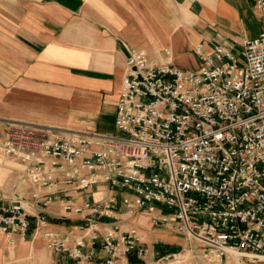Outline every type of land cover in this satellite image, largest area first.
Masks as SVG:
<instances>
[{
    "label": "built area",
    "instance_id": "built-area-1",
    "mask_svg": "<svg viewBox=\"0 0 264 264\" xmlns=\"http://www.w3.org/2000/svg\"><path fill=\"white\" fill-rule=\"evenodd\" d=\"M251 2L262 29L239 56L215 44L185 70L129 48L113 132L11 122L0 156L21 166L32 201L0 198V234L11 242L40 232L75 262L102 252L107 264L129 254L190 264L181 249L158 254L142 230L122 228L121 214L146 210L152 225L199 241L209 264H264V0ZM56 201L83 221L79 236L46 228Z\"/></svg>",
    "mask_w": 264,
    "mask_h": 264
},
{
    "label": "crops",
    "instance_id": "crops-1",
    "mask_svg": "<svg viewBox=\"0 0 264 264\" xmlns=\"http://www.w3.org/2000/svg\"><path fill=\"white\" fill-rule=\"evenodd\" d=\"M251 17L261 24L251 0H0V140L11 122L106 132L91 128L104 127L106 116L115 113L129 48L177 67L175 50L187 44L198 65L197 52L209 53L215 44L239 56L243 40L260 32L250 29ZM196 61L185 70L196 69ZM31 190L21 180V166L0 164V198L16 193L31 203ZM46 211V228L70 238L82 233L75 226L83 221L75 214L64 217L58 201ZM131 214L120 215L122 228L135 222L155 250L151 231L157 227L150 220V226H138ZM31 239L45 245L40 232L31 231L26 241Z\"/></svg>",
    "mask_w": 264,
    "mask_h": 264
},
{
    "label": "rangeland",
    "instance_id": "rangeland-1",
    "mask_svg": "<svg viewBox=\"0 0 264 264\" xmlns=\"http://www.w3.org/2000/svg\"><path fill=\"white\" fill-rule=\"evenodd\" d=\"M244 6L246 7L247 11L248 9L250 10V12L253 11L252 8L248 5V1L244 3ZM255 15L257 14L255 13ZM249 26L250 29L256 31L254 35H257V33L262 28L261 24L257 22L256 19H254L253 17L250 18ZM239 34H241V32H239ZM189 52H190V48L188 44L187 46L184 45L183 48H177V50H175L176 53L175 64L178 65L180 68L186 69L189 68L188 66H186V63L190 62L191 67H195L194 60L196 61V58L193 57L192 54L190 55ZM195 64L196 66L198 65V60L195 62ZM114 116L115 113L106 116L104 127L96 128L97 126L94 125L95 128H91V129L98 131H106V132L112 131L113 129L112 127L114 125ZM3 162L10 163L13 166L18 165L15 161L0 156V164H2ZM154 205L156 207V210L158 207H160L159 204H154ZM153 215L154 213L149 214L146 210H137L134 211L133 214H131L129 217L135 219V221L138 223V226L143 227L145 223L147 227L150 226V223L148 221ZM176 223L180 224L179 222ZM133 224L136 226L135 222H133ZM156 227L157 229L155 231L153 230L151 231L154 232L151 233L152 234L151 238H157L156 240L157 242H155L153 245L165 241L162 235H157L160 232L162 234L165 233V234L174 235L176 240L165 241V244H170L179 247V249H181V251L184 253L186 260L190 264H209V262L203 256V248H204L203 245L195 238L186 237L184 232H179L172 230L170 228H165L164 225H157V226L153 225L152 228L155 229ZM15 237L13 241L9 242L8 238L5 235L0 234V264H107L102 257L103 256L102 252H100L99 257L93 258L92 260L72 262L65 258H60L58 255L50 253L48 251L49 250L48 247L46 246V242L45 245H43V242H35L32 239L26 241L27 239L22 240L19 238L20 240L17 241ZM147 246L150 247V242H148ZM99 260L101 262H99ZM146 260L148 264H163L162 261L158 260L156 254L153 256L152 259H149V255H147ZM112 264H128V262L127 260H124L122 256L119 255L114 258ZM225 264H257V263L242 258V259H231Z\"/></svg>",
    "mask_w": 264,
    "mask_h": 264
},
{
    "label": "trees",
    "instance_id": "trees-1",
    "mask_svg": "<svg viewBox=\"0 0 264 264\" xmlns=\"http://www.w3.org/2000/svg\"><path fill=\"white\" fill-rule=\"evenodd\" d=\"M155 251L158 253V254H162L164 253L165 251L167 250H177L179 249V247L177 246H174V245H170V244H163V243H157L155 246ZM127 260L129 263H132V264H143V261L138 259L135 254H129L127 256ZM72 261V260H70ZM73 262V261H72Z\"/></svg>",
    "mask_w": 264,
    "mask_h": 264
}]
</instances>
